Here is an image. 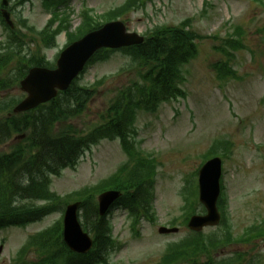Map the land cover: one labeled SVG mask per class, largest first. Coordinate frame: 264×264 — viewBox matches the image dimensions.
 I'll use <instances>...</instances> for the list:
<instances>
[{"label":"rangeland","instance_id":"obj_1","mask_svg":"<svg viewBox=\"0 0 264 264\" xmlns=\"http://www.w3.org/2000/svg\"><path fill=\"white\" fill-rule=\"evenodd\" d=\"M12 1L8 2L6 9ZM41 1L31 0L10 11L14 27L19 26V18H24L29 25L41 29L49 18ZM122 1L68 0L71 29L80 22L78 13L83 4L99 14ZM189 17L192 28L198 34L211 37L197 40L198 56L184 68L187 98L164 102L154 113L140 112L136 121L139 147L153 153L159 162L154 198L155 220L153 223L144 221L141 236L137 238L129 230L126 211L113 209L108 218L121 247L112 253L108 264H159L165 246L190 233L183 223L185 210L181 191L185 178L188 176L191 182L190 176L196 171V164L202 162L201 156L216 139L226 138L232 143V155L224 161L222 182L233 232L240 233L245 226L264 217V0H213L206 9L202 0H152L145 11H136L129 16L127 29L142 34L156 24H178ZM237 25L243 28V37L239 40L241 48L233 52L230 64L240 78L219 81L213 64L224 57L214 46L224 44L226 33H234ZM20 27L26 32L22 24ZM6 36L5 27L0 23V42ZM25 42L34 49L29 38ZM57 43L58 46L53 49H45L51 61L65 43L63 34L57 37ZM127 63L128 58L116 52L107 62L89 66L80 83L89 85L101 75L118 72ZM8 66L14 67L15 64L11 62ZM132 77V72H126L106 80L83 112L70 119L69 123L79 130H87L100 123V117L105 115L117 88L128 83ZM23 97L24 93L17 84L0 91V101ZM20 137L0 145V151L11 152ZM125 159L117 139H103L91 146L75 170L66 169L60 178L53 177L51 190L63 196L95 184L113 173ZM34 175L32 178H37ZM63 206L50 216L25 227L0 229V245L3 243L0 264H18L13 259L14 254L28 235L50 226L62 215ZM198 209L201 211L200 205ZM173 222L179 227L177 233L157 232L159 226H171ZM209 231L220 233L216 228L203 230L205 233ZM255 244L251 247L233 242L217 253L228 255L249 248V251H255L253 254L264 253V242ZM34 248L37 245L26 248L25 256L21 258L34 260L33 256L37 254Z\"/></svg>","mask_w":264,"mask_h":264},{"label":"trees","instance_id":"obj_2","mask_svg":"<svg viewBox=\"0 0 264 264\" xmlns=\"http://www.w3.org/2000/svg\"><path fill=\"white\" fill-rule=\"evenodd\" d=\"M143 4V0H126L121 6L106 12L101 18L103 21L116 19ZM205 4L210 3L206 1ZM52 15L53 20L50 24L53 21H59V24L56 29L48 27L40 33V41L46 47L54 45L55 36L69 27V13L61 17L54 9ZM81 16V24L73 32V35L77 37L100 25L98 18H93L87 11H82ZM18 33L25 36L16 30L11 31L7 49L0 55V74L4 71V66L8 61L16 59L17 62H21V67L18 69L20 75L17 79L23 75L27 65L47 63L45 58H36L37 56L29 58L21 48L16 50L11 46L17 42L14 40ZM197 38H200V35L187 27L185 22L178 26L161 25L153 28L142 44L123 49L130 56L133 69L137 77H140V81L138 78L134 79L130 85L123 86L118 91L107 112L106 121L86 136L71 137L63 134L64 137H62L61 133L53 132V127L56 121L66 120L71 114H78V110L75 109L80 111L85 100L87 101L89 96H92L100 81L92 84L91 87L80 86L75 81L68 90L60 93L50 102L40 105L28 115L26 113L21 116L0 118V143L10 137L13 132L22 131L28 124L33 127L38 125L40 128L37 130L39 136L34 135L30 140L28 139L32 147H38L36 152L25 155V145L18 144L10 153L0 154V227L25 225L39 219L43 214L54 212L62 199L51 195L48 189L49 180L46 176L49 173H56L62 167L73 166L81 151L91 143L105 136H120L123 142L126 140L124 148L129 149L128 137L133 132L131 126L137 109L155 111L161 101L184 96V92L179 87L182 81L179 70L183 64L196 55L195 40ZM71 39V36L68 37L69 41ZM224 69L229 72V68L224 67ZM9 84L3 75L0 78V88H5ZM9 108L10 104L0 108V111ZM140 163L142 165L140 171L144 172L141 177L133 171L130 176L118 182V186L123 187L125 194L133 192L132 195H135L137 190H146L150 187V183H147L145 179L153 173V163L151 159L148 162L141 159ZM42 172H45V175ZM34 174L37 178L33 179ZM22 180L26 181V184H23ZM25 196L36 200L42 199L45 204L42 207H35L33 204L22 205L17 198H25ZM128 200L127 206L132 217V228L139 223L141 217L148 219L152 217L148 197L144 200L131 196ZM87 226L94 233L96 241L95 248L90 254H69L61 240V224L58 221L51 228L28 239L20 250V255L29 246L37 245V248H34L35 252L45 255V259H41L43 264H95L100 261L101 250L113 247L114 242L106 236L110 232L106 221L104 223L103 220L92 217L87 222ZM33 238L35 239L32 240ZM203 247L201 239L193 243L175 245L170 248L174 254L169 257L168 261L192 256L194 258L191 264H202L195 261V257L202 252ZM70 259L72 260L69 261Z\"/></svg>","mask_w":264,"mask_h":264},{"label":"water","instance_id":"obj_3","mask_svg":"<svg viewBox=\"0 0 264 264\" xmlns=\"http://www.w3.org/2000/svg\"><path fill=\"white\" fill-rule=\"evenodd\" d=\"M141 41L135 34H125L121 23H109L102 29L90 33L83 40L68 47L58 61V69L49 71L44 69H32L22 82L23 88L29 93V97L17 106V110L27 109L37 99L44 101L55 93V87H66L71 79L76 76L91 53L98 47H116ZM212 163L203 170L200 182V198L206 205L208 212L205 216H194L189 225L194 229H200L206 224H215L218 221L216 198L218 195V167ZM212 172V176H209ZM216 175V179L214 180ZM75 205L68 206L65 216L64 239L75 250L85 251L90 245L88 237L81 231L74 215ZM71 214V215H70ZM168 229L162 228L161 231Z\"/></svg>","mask_w":264,"mask_h":264}]
</instances>
